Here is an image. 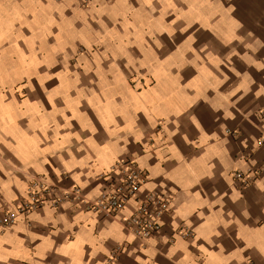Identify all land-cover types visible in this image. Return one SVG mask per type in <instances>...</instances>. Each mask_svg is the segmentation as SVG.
Masks as SVG:
<instances>
[{
    "label": "crops",
    "instance_id": "1",
    "mask_svg": "<svg viewBox=\"0 0 264 264\" xmlns=\"http://www.w3.org/2000/svg\"><path fill=\"white\" fill-rule=\"evenodd\" d=\"M122 160L169 197L151 239L64 202L0 264H264V0H0V214L34 177L93 199Z\"/></svg>",
    "mask_w": 264,
    "mask_h": 264
},
{
    "label": "built area",
    "instance_id": "2",
    "mask_svg": "<svg viewBox=\"0 0 264 264\" xmlns=\"http://www.w3.org/2000/svg\"><path fill=\"white\" fill-rule=\"evenodd\" d=\"M90 1L76 0V3L85 9ZM252 175L235 172L233 178L248 186L252 182ZM101 178L106 187L93 199L86 198L76 187L59 189L48 184L43 177L32 178L26 197L13 209L0 214V231L44 207L57 209L64 202H78L87 212L103 219H118L124 229L140 241L151 239L161 229L162 218L169 211V197L157 190L142 189L147 175L133 160L116 162ZM179 235L188 238L191 232L182 230ZM116 258L117 252L112 253L108 257L109 264Z\"/></svg>",
    "mask_w": 264,
    "mask_h": 264
}]
</instances>
